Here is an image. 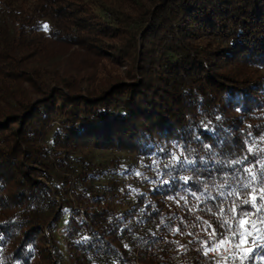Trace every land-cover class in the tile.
<instances>
[{
	"label": "trees",
	"instance_id": "16d2710c",
	"mask_svg": "<svg viewBox=\"0 0 264 264\" xmlns=\"http://www.w3.org/2000/svg\"><path fill=\"white\" fill-rule=\"evenodd\" d=\"M263 139L264 0H0V264H223Z\"/></svg>",
	"mask_w": 264,
	"mask_h": 264
},
{
	"label": "snow or ice",
	"instance_id": "6c2138e0",
	"mask_svg": "<svg viewBox=\"0 0 264 264\" xmlns=\"http://www.w3.org/2000/svg\"><path fill=\"white\" fill-rule=\"evenodd\" d=\"M47 25H44V28L47 29ZM248 151H251V148L248 149ZM174 160L177 161V164H180V166L183 168L185 165H193L195 161L189 160L187 157L184 158L183 163L181 164L178 157L173 155L172 157ZM244 160H247V157L245 156L242 160H236L233 161V163H240L243 164ZM175 167V165H166V167ZM243 172L249 173L252 175V181L256 179L255 175L252 174V170L250 168H243ZM185 183L188 182V177L183 176L180 178ZM163 183H168L167 180H164ZM226 186V182H225ZM242 189L248 190L251 189L252 193H255V188H252V182H246L242 185ZM205 193L208 191L207 187L203 190ZM192 195L195 197L197 194L195 191L192 192ZM236 195L239 196V192L236 189H231L225 196V199L227 196ZM181 199H184V197H180ZM199 199V197H197ZM212 199H215L212 197ZM250 205V208L247 207ZM237 208H239V211H237ZM252 209L255 210V212L252 211ZM264 209V185H261V192H260V204L257 205L255 196H252L251 200L249 199H243L242 203L238 206L236 204V201H232V207L229 208V213L233 216V218L238 217V219H235V225L233 226V223L225 218L223 220L222 227L224 225H227L226 231L221 232L219 234V238L212 240H206L202 241V245L204 247V255H208L209 252H219L221 249L225 253L232 252V249L235 248L237 250H242L243 255L239 258L243 261L244 259L248 258V253L252 252L254 248H259L260 252L256 253V256H259L261 261H264V214H260L261 210ZM256 215L257 218L255 220L251 219L253 215ZM220 215H224V209L221 207L220 209ZM3 227V226H0ZM175 232H179V229H174ZM191 235V233H189ZM217 233L215 230L211 233V236H216ZM2 234H0V239H2ZM249 238H251L249 240ZM211 244V247H208V245ZM255 259V256H253V260ZM226 260V257H225ZM217 264H220V261H217Z\"/></svg>",
	"mask_w": 264,
	"mask_h": 264
},
{
	"label": "rangeland",
	"instance_id": "374dc122",
	"mask_svg": "<svg viewBox=\"0 0 264 264\" xmlns=\"http://www.w3.org/2000/svg\"><path fill=\"white\" fill-rule=\"evenodd\" d=\"M262 147L264 149V139L262 140ZM95 155H97V160L102 161V162H110L113 161L114 159H117L118 156H123L126 157L127 160H129L130 163L134 162V156L129 154V153H123V152H119V151H111V150H104V151H96ZM68 215L65 216V219L63 222H65L67 220ZM251 219L255 220L253 218V216L251 217ZM264 227V226H262ZM63 224L60 225V227L58 228L57 232L59 237L63 238ZM219 238V237H218ZM217 238V239H218ZM251 238H249L250 240ZM260 252L259 248H254L252 252L248 253V258L244 259L243 261L239 258L240 256H242L244 253L242 250H238V254H237V259L234 262H224L223 264H255V263H262L264 264V261H261L259 256H256V253ZM262 255H264V253H262ZM253 256H255V259L253 260Z\"/></svg>",
	"mask_w": 264,
	"mask_h": 264
},
{
	"label": "built area",
	"instance_id": "2783aa9c",
	"mask_svg": "<svg viewBox=\"0 0 264 264\" xmlns=\"http://www.w3.org/2000/svg\"><path fill=\"white\" fill-rule=\"evenodd\" d=\"M237 254H238V250L235 248H233L232 252L230 253H225L223 249H221L219 252H210L211 258L215 260H224L227 262H234L237 259Z\"/></svg>",
	"mask_w": 264,
	"mask_h": 264
}]
</instances>
